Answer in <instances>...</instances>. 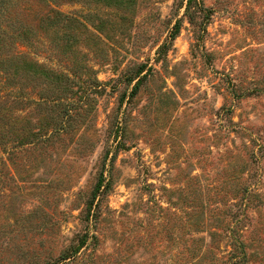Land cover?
<instances>
[{
  "label": "rangeland",
  "instance_id": "374dc122",
  "mask_svg": "<svg viewBox=\"0 0 264 264\" xmlns=\"http://www.w3.org/2000/svg\"><path fill=\"white\" fill-rule=\"evenodd\" d=\"M0 264H264V0H0Z\"/></svg>",
  "mask_w": 264,
  "mask_h": 264
},
{
  "label": "trees",
  "instance_id": "16d2710c",
  "mask_svg": "<svg viewBox=\"0 0 264 264\" xmlns=\"http://www.w3.org/2000/svg\"><path fill=\"white\" fill-rule=\"evenodd\" d=\"M177 30L176 31H172L171 34H170V37L171 38H174V35L176 34Z\"/></svg>",
  "mask_w": 264,
  "mask_h": 264
}]
</instances>
